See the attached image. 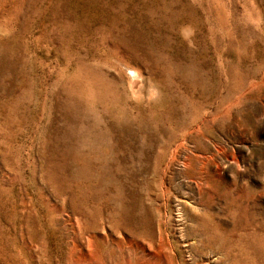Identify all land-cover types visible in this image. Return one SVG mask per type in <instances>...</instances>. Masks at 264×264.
Here are the masks:
<instances>
[{
	"label": "rangeland",
	"instance_id": "374dc122",
	"mask_svg": "<svg viewBox=\"0 0 264 264\" xmlns=\"http://www.w3.org/2000/svg\"><path fill=\"white\" fill-rule=\"evenodd\" d=\"M0 264H264V0H0Z\"/></svg>",
	"mask_w": 264,
	"mask_h": 264
},
{
	"label": "clouds",
	"instance_id": "9594fccd",
	"mask_svg": "<svg viewBox=\"0 0 264 264\" xmlns=\"http://www.w3.org/2000/svg\"><path fill=\"white\" fill-rule=\"evenodd\" d=\"M184 31H187L189 33L194 34V29H192L190 26H187ZM159 97V92L158 91H154L153 96L151 97V99L155 100Z\"/></svg>",
	"mask_w": 264,
	"mask_h": 264
}]
</instances>
